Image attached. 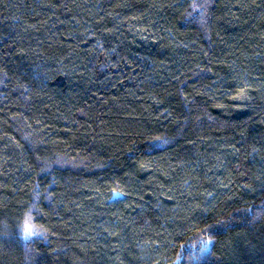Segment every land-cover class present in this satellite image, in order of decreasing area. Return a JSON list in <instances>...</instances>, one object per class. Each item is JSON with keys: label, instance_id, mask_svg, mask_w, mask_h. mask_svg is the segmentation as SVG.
Listing matches in <instances>:
<instances>
[{"label": "trees", "instance_id": "16d2710c", "mask_svg": "<svg viewBox=\"0 0 264 264\" xmlns=\"http://www.w3.org/2000/svg\"><path fill=\"white\" fill-rule=\"evenodd\" d=\"M0 264H264V0H0Z\"/></svg>", "mask_w": 264, "mask_h": 264}, {"label": "snow or ice", "instance_id": "6c2138e0", "mask_svg": "<svg viewBox=\"0 0 264 264\" xmlns=\"http://www.w3.org/2000/svg\"><path fill=\"white\" fill-rule=\"evenodd\" d=\"M33 234L32 228L30 226L25 227V237L27 238L28 236H31ZM208 242L204 243V249H207Z\"/></svg>", "mask_w": 264, "mask_h": 264}]
</instances>
